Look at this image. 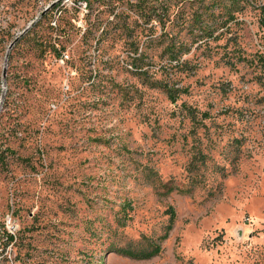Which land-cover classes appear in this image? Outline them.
<instances>
[{"label":"rangeland","instance_id":"obj_1","mask_svg":"<svg viewBox=\"0 0 264 264\" xmlns=\"http://www.w3.org/2000/svg\"><path fill=\"white\" fill-rule=\"evenodd\" d=\"M105 1L0 0V264H264V0L152 40Z\"/></svg>","mask_w":264,"mask_h":264},{"label":"trees","instance_id":"obj_2","mask_svg":"<svg viewBox=\"0 0 264 264\" xmlns=\"http://www.w3.org/2000/svg\"><path fill=\"white\" fill-rule=\"evenodd\" d=\"M85 2L86 6H88L89 8H92V4L93 2L96 1H102V0H82ZM115 0H106L105 2H103L104 4H107L108 2H113ZM180 2V4L182 5L183 3H181L184 0H177ZM190 1V3H194L196 2L195 0H188ZM245 0H230L229 5L225 2V0H198V6L196 8V10L193 11V15L191 16V23L189 22V24H192V26H198V30H200L201 33H198V37L200 39H202V37L204 36H208L211 35L212 32L215 29L221 28L223 26H226L228 22L232 21L233 19L236 18L235 13L240 11L243 8V2ZM172 2V0H136L135 2H132L131 6L135 9H127L122 11V13H125V16H127L126 14H129V12H133V16H136L135 19H132V23H134V25L139 26L140 27V31L139 33H141L144 29H147V32L142 35L147 37L149 36V38L151 39L152 36H150L153 25L155 27H157V25L161 27V29H163V26L165 24L166 20H169V9H170V3ZM240 2H242L240 4ZM180 5V7H181ZM62 12H65L64 10H61V12L59 13V19L60 21L62 20ZM113 10H111V12L109 13V15L112 17L111 20H113V18L116 16L114 13H112ZM217 12V13H216ZM123 13V14H124ZM176 14H174L175 16ZM181 24H183L184 22L186 23V18L185 16L181 17ZM141 20V21H140ZM153 21H156V24H153ZM151 24V25H148ZM154 27V28H155ZM57 30L61 33H64V27H59L57 28ZM130 34H134L132 33V31H130ZM201 34V35H200ZM139 36V34H137ZM137 35H135L137 37ZM168 37L170 38V44L168 46L167 52H168V59H169V64L172 68V66H174V64L172 65L171 62L176 60L177 63L178 62V57H180V54H184L186 52V50H188L185 46V43H183L182 41H177L175 40V35L174 34H169V32H167ZM134 36V35H133ZM152 40V39H151ZM145 42V39L143 40L142 43ZM134 55L133 57H135V59L142 57L143 53H139L137 54V49L135 48V51L133 52ZM142 67V65H136L137 69H140ZM172 75H168V77L166 79H171ZM161 87L164 89V91L167 94V97L174 101L176 99V92L177 90L174 89L173 87H169L168 85V81L163 82V85H161ZM168 212L170 213V219L173 218L174 212L173 210L170 208L168 209ZM171 228V223H169L167 225V229L166 232L161 236V238H165L167 231ZM7 239L12 240L13 239V235L11 234H7ZM152 248L149 250L147 249H142V250H135V249H125V248H117L116 251L120 252L122 254H125L129 257H133V258H147L150 257L151 255L155 254L158 252L159 250V245L156 243H152Z\"/></svg>","mask_w":264,"mask_h":264},{"label":"water","instance_id":"obj_3","mask_svg":"<svg viewBox=\"0 0 264 264\" xmlns=\"http://www.w3.org/2000/svg\"><path fill=\"white\" fill-rule=\"evenodd\" d=\"M49 6H47V7H45L42 11H41V13H40V15H42L43 13H44V11L48 8ZM37 18V17H36ZM24 30H26V29H24ZM17 38H15V40H16Z\"/></svg>","mask_w":264,"mask_h":264}]
</instances>
